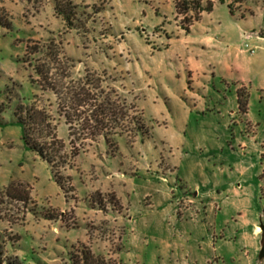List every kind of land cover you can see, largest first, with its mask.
Returning a JSON list of instances; mask_svg holds the SVG:
<instances>
[{
    "label": "rangeland",
    "instance_id": "1",
    "mask_svg": "<svg viewBox=\"0 0 264 264\" xmlns=\"http://www.w3.org/2000/svg\"><path fill=\"white\" fill-rule=\"evenodd\" d=\"M181 4L0 0V264H255L264 0Z\"/></svg>",
    "mask_w": 264,
    "mask_h": 264
},
{
    "label": "trees",
    "instance_id": "2",
    "mask_svg": "<svg viewBox=\"0 0 264 264\" xmlns=\"http://www.w3.org/2000/svg\"><path fill=\"white\" fill-rule=\"evenodd\" d=\"M176 10L178 13L184 14L186 13L189 8L188 5L182 9L181 0H174ZM223 3L225 0H218ZM60 5L56 6V10L60 11ZM231 9V7H230ZM203 12H211L213 10V3L210 2L205 8L202 9ZM231 12H233L231 10ZM1 22V20H0ZM16 118L19 124L23 125V141L25 147L32 152L36 153L42 159L48 162L51 168L54 170L55 168V159L51 153V148L49 147L51 144L48 143V140L53 139V131H56V128L52 126V118L49 113H43L41 111H37L34 106H29L26 108H19L16 111ZM69 119L67 121V125L69 126V136L72 139L73 133V123L72 120L74 116L66 115ZM92 119L93 115H92ZM96 121V119H95ZM97 122V121H96ZM137 129L139 131H143L142 119H137ZM42 134V135H39ZM50 144V145H49ZM77 155V154H76ZM57 178V177H55ZM57 182L60 184V180L56 179Z\"/></svg>",
    "mask_w": 264,
    "mask_h": 264
},
{
    "label": "water",
    "instance_id": "3",
    "mask_svg": "<svg viewBox=\"0 0 264 264\" xmlns=\"http://www.w3.org/2000/svg\"><path fill=\"white\" fill-rule=\"evenodd\" d=\"M255 232L259 236L255 264H264V208H260L258 211V225L255 227Z\"/></svg>",
    "mask_w": 264,
    "mask_h": 264
},
{
    "label": "crops",
    "instance_id": "4",
    "mask_svg": "<svg viewBox=\"0 0 264 264\" xmlns=\"http://www.w3.org/2000/svg\"><path fill=\"white\" fill-rule=\"evenodd\" d=\"M253 227H255V225Z\"/></svg>",
    "mask_w": 264,
    "mask_h": 264
},
{
    "label": "built area",
    "instance_id": "5",
    "mask_svg": "<svg viewBox=\"0 0 264 264\" xmlns=\"http://www.w3.org/2000/svg\"><path fill=\"white\" fill-rule=\"evenodd\" d=\"M254 52V51H253Z\"/></svg>",
    "mask_w": 264,
    "mask_h": 264
}]
</instances>
